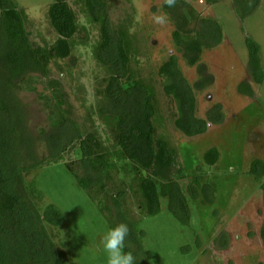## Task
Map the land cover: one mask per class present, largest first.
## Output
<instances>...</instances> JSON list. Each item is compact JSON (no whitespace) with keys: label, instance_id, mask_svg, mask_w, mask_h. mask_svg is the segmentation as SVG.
I'll return each instance as SVG.
<instances>
[{"label":"rangeland","instance_id":"1","mask_svg":"<svg viewBox=\"0 0 264 264\" xmlns=\"http://www.w3.org/2000/svg\"><path fill=\"white\" fill-rule=\"evenodd\" d=\"M15 1L25 17L31 43L44 48L54 44L59 37L49 18L54 0ZM105 1L112 45L119 35L130 44L129 70L154 92L153 122L158 136L175 151L174 174L181 170L187 174L179 182L188 201L181 213L188 214L179 217L162 198L160 212L147 215L139 176L128 161L115 162L105 176L104 188L94 184L87 191L66 166L69 163L75 173L86 176L80 165L78 133H93L111 159L118 151L105 112L112 70L109 61L100 59L105 55L100 49L104 14L96 15L95 21L86 0H68L78 23V32L70 41L71 55L52 60L48 76L38 71L26 74L13 100L8 101L10 108L17 103L18 130L32 140L31 155L24 153L22 158L29 197L41 215L50 204L61 213L59 226L44 221L56 246L66 253L68 264H107L101 237L124 222L131 229L127 248L140 264H264V179L249 172L254 159L264 161V82L257 84L253 78L247 47V38L260 45L264 70V0L244 20L236 12L235 0H187L202 16L216 19L224 34L223 41L206 49L195 66L187 63L175 43L177 18L164 9V0ZM154 13L166 15L167 24H155ZM172 55L193 90L197 117L208 122L206 132L200 135L187 136L175 125L177 106L166 95L160 74ZM243 82L250 85L253 97L239 91ZM221 114V122L210 121V116ZM4 115L0 110V119ZM63 115L66 124L55 125ZM59 143L63 158L53 163ZM212 147L218 148L221 156L216 165L209 166L204 154ZM18 150L23 151L24 146ZM40 161L42 165L31 170ZM196 171L202 179L194 186L202 192L204 185H211L213 204L201 193L192 197ZM32 191H36L34 196Z\"/></svg>","mask_w":264,"mask_h":264},{"label":"trees","instance_id":"2","mask_svg":"<svg viewBox=\"0 0 264 264\" xmlns=\"http://www.w3.org/2000/svg\"><path fill=\"white\" fill-rule=\"evenodd\" d=\"M215 1L217 0H208L209 3ZM235 1L236 12L242 20L249 17L261 2ZM86 5L95 21L98 20L96 15L104 14L101 22L100 49L105 50L106 58L100 55V59L109 61L112 70L106 89L105 112L113 126L118 151L111 159L109 153L102 151L103 147L93 133H78L76 140L80 142V165L86 176L75 173L69 163L66 166L73 172L79 186L87 191L94 184L104 188L105 176L115 162L128 161L139 176L147 215L152 216L160 212L163 198L169 201L171 209L179 217L183 214L185 216L188 213L181 212L188 201L179 180L187 174L182 170L179 174H174L175 151L170 148L166 139L158 136L153 122L156 113L154 92L149 85L138 80L134 73L130 72V44L125 37L119 35V41L112 45L104 12L106 1L86 0ZM163 7L177 18V30L174 31L173 37L190 66L199 63L206 49L213 48L223 41L221 24L212 17L202 16L189 1L177 0L175 7ZM49 18L59 35L58 39L46 48L35 46L29 39L25 17L16 1L0 0V110L5 113L4 118L0 119V264H68L69 261L66 253L56 246L44 224V221H47L59 226L62 223L59 209L50 204L41 215L29 197L24 177L27 169L22 158L24 153L31 155L29 146L32 140L28 139L21 129L18 130L21 122L17 114V103L11 108L8 105V101L14 98L15 90L24 82L21 79L26 74L38 71L43 73L44 77L48 76L52 60L68 58L72 53L70 41L78 32V23L76 13L68 0H54L49 7ZM247 47L253 78L257 84H262L264 70L260 57L261 47L252 38H247ZM112 49L114 53H111ZM160 74L164 77L166 95L172 97L177 106V129L187 136L206 132L208 122L197 117L195 95L183 77L175 55L161 66ZM239 91L244 95L254 96L247 82L240 85ZM219 115L214 118L210 116V121L221 122L223 115ZM65 117L61 116L55 125L66 124ZM20 145L24 146L21 152L18 150ZM62 148L61 143L57 144V153L51 159L53 163L62 160ZM220 156L218 148L212 147L205 152L204 160L209 166H214L219 162ZM42 162H36L31 170L39 168ZM92 172L97 173L98 177L94 178ZM249 172L256 179H264V161L254 159ZM201 179L202 176L196 171L194 184L191 185L192 197L196 199L201 193L207 203L213 204L215 191L212 186L204 185L202 192L197 188ZM195 184L197 186H194ZM261 187L264 194V182ZM209 190H212L211 198L208 196ZM35 194L36 191L31 192V196ZM261 235L264 239V227ZM125 250L129 251L128 248ZM135 264L140 263L135 261Z\"/></svg>","mask_w":264,"mask_h":264},{"label":"clouds","instance_id":"3","mask_svg":"<svg viewBox=\"0 0 264 264\" xmlns=\"http://www.w3.org/2000/svg\"><path fill=\"white\" fill-rule=\"evenodd\" d=\"M177 0H164V5L169 8L175 7ZM168 17L166 15L153 14V22L157 25L167 24ZM131 229L127 223L121 222L115 227H111L101 237L103 251L106 253L107 264H135L136 257L132 251H126L129 247L126 243Z\"/></svg>","mask_w":264,"mask_h":264}]
</instances>
